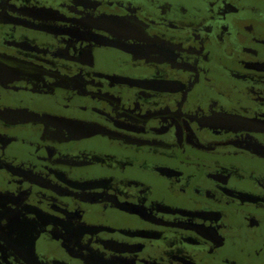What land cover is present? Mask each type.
I'll return each mask as SVG.
<instances>
[{"label": "flooded vegetation", "instance_id": "1", "mask_svg": "<svg viewBox=\"0 0 264 264\" xmlns=\"http://www.w3.org/2000/svg\"><path fill=\"white\" fill-rule=\"evenodd\" d=\"M0 264H264V0H0Z\"/></svg>", "mask_w": 264, "mask_h": 264}]
</instances>
